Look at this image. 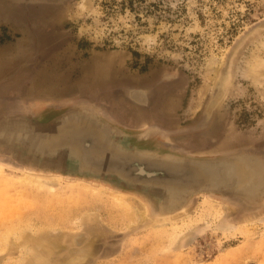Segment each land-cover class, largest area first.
I'll list each match as a JSON object with an SVG mask.
<instances>
[{"label":"rangeland","instance_id":"374dc122","mask_svg":"<svg viewBox=\"0 0 264 264\" xmlns=\"http://www.w3.org/2000/svg\"><path fill=\"white\" fill-rule=\"evenodd\" d=\"M83 1L0 13V264H264V184L199 180L173 205L166 182L110 164L264 170V0ZM41 171L61 181L23 177Z\"/></svg>","mask_w":264,"mask_h":264},{"label":"water","instance_id":"95a60500","mask_svg":"<svg viewBox=\"0 0 264 264\" xmlns=\"http://www.w3.org/2000/svg\"><path fill=\"white\" fill-rule=\"evenodd\" d=\"M64 0H13L8 2L7 0H0V13L5 11L20 10L23 4H37L47 2H61ZM13 5V6H12ZM43 5V4H40ZM19 7V8H18ZM131 96L136 101H146V97L142 91L132 90ZM88 140L87 138L83 139ZM80 155L84 163H91L93 159H96L95 150L91 147L78 146ZM110 164L113 168H117L121 172H131L137 178H145L154 176L156 179L162 180L168 184L172 192L175 188L177 194L173 193V198H182V188L188 187L192 182L204 180L206 183L211 185H219L223 182L231 179L235 175H239L244 180V187L242 189L247 193L251 194L255 190H258L264 184V170L259 162L252 160L247 157L239 156L233 159H225L220 162L212 164H197L190 167L183 166L180 163L165 162L163 164L148 162L145 160H135L132 165L127 164L122 160H111ZM151 168L152 173L149 175L147 172L141 170L145 167ZM242 167L243 170H239ZM160 168L163 170L165 176H158L154 174V169ZM148 171V172H149Z\"/></svg>","mask_w":264,"mask_h":264},{"label":"bare ground","instance_id":"6f19581e","mask_svg":"<svg viewBox=\"0 0 264 264\" xmlns=\"http://www.w3.org/2000/svg\"><path fill=\"white\" fill-rule=\"evenodd\" d=\"M82 5V8H88V7H90L91 6V0H84L83 1V3L81 4ZM233 56V55H232ZM216 63V62H215ZM214 63V64H215ZM257 65V64H256ZM233 71V70H232ZM235 71V70H234ZM233 73V72H232ZM230 74H231V70H230ZM233 75V74H232ZM231 77V76H230ZM233 77V76H232ZM231 87V86H230ZM127 90V89H126ZM134 90H137V89H135L134 88ZM138 90H139V88H138ZM226 90V89H225ZM128 91V90H127ZM131 94V93H130ZM145 94V93H144ZM226 94V93H225ZM146 95V94H145ZM223 97V96H222ZM225 98V97H224ZM146 101H147V98H146ZM223 101V100H222ZM140 102V101H139ZM77 103V102H76ZM141 103V102H140ZM75 104V103H74ZM139 104V103H138ZM98 105V104H97ZM100 105V104H99ZM18 108V107H17ZM22 111V110H21ZM40 116V115H39ZM203 116H204V114H203ZM43 117V116H42ZM106 118V117H105ZM106 120V119H105ZM110 120V119H109ZM44 121V120H43ZM47 121V120H46ZM114 122V121H113ZM115 125V124H114ZM143 127V126H142ZM145 127V126H144ZM147 127V126H146ZM136 130V129H135ZM181 130H182V128H181ZM175 131V130H174ZM180 131V130H179ZM136 138V137H135ZM174 138V137H173ZM166 139H168V138H166ZM165 139V140H166ZM171 139V138H170ZM169 139V140H170ZM179 139V138H178ZM150 140V139H149ZM143 141V140H142ZM132 143H134V142H132ZM260 146V145H259ZM164 148V147H163ZM167 151V150H166ZM228 152V151H227ZM231 152H233V151H231ZM187 154V153H186ZM205 154H207V153H205ZM13 164V163H12ZM22 164V163H21ZM26 166V165H25ZM145 167V166H144ZM34 169V168H33ZM37 169H38V167H37ZM238 169L239 170H243V168L242 167H239L238 166ZM149 170H151L152 171V169L151 168H147V167H145V168H143L141 171L142 172H147L149 175L152 173L151 171H149ZM29 171V170H28ZM149 171V172H148ZM42 173H38V172H36V173H33V175L34 174H38V175H43V174H45V173H48L49 171H41ZM45 172V173H44ZM64 172V171H63ZM156 173V174H155ZM0 174H1V172H0ZM62 174V173H61ZM70 174V173H69ZM78 174V173H77ZM154 174L155 175H158V176H165V174H164V172H163V170L161 171V169L160 168H156V169H154ZM33 175H27V174H24V176L23 177H25V179H27V180H30L31 182H35V183H37V184H41V186H48V187H54V186H56V184L58 183V182H60L61 180L58 178V176H60V174L59 173H48V175L47 176H50V178H52V182L51 183H48L47 181H45V180H42V179H40L39 177H33ZM152 175H153V173H152ZM59 179L60 181H56V179ZM95 178V177H94ZM89 179V178H88ZM64 180V179H63ZM109 180V179H108ZM107 180V181H108ZM29 181V182H30ZM56 181V183H54ZM81 182V181H80ZM84 184V183H83ZM86 184V183H85ZM116 184V183H115ZM75 185V184H74ZM73 185V186H74ZM77 185H78V182H77ZM81 185V184H80ZM117 185V184H116ZM88 186V185H87ZM70 187V186H69ZM78 187V186H77ZM85 187H86V185H85ZM105 187V186H104ZM58 188V187H57ZM74 188V187H73ZM81 188V187H80ZM121 188H123V187H121ZM79 189V188H78ZM92 189V188H91ZM124 189V188H123ZM131 189V188H130ZM129 189V190H130ZM50 190V189H49ZM114 190V189H113ZM116 190V189H115ZM72 191H74V190H72ZM66 192V191H65ZM83 192H84V190H83ZM82 192V193H83ZM92 192V191H91ZM135 192V191H134ZM214 192V191H213ZM127 194H128V192H126ZM150 193V192H149ZM173 193L174 194H177L178 192H176V190H175V188H174V190H173ZM241 195H244V196H246L247 195V193L243 190V189H240V192H239ZM53 194V193H52ZM80 194V193H79ZM84 194V193H83ZM119 194V193H118ZM129 194H131V193H129ZM193 194V193H192ZM217 194V193H216ZM70 195V194H69ZM82 195V194H81ZM100 195V194H99ZM110 195V194H109ZM132 195V194H131ZM142 195V194H141ZM154 195V194H153ZM198 195V194H197ZM226 195V194H225ZM76 196V195H75ZM83 196H85V195H83ZM118 196V195H117ZM116 196V197H117ZM124 196V195H123ZM200 196V195H199ZM203 196V195H202ZM81 197V196H80ZM136 197V196H135ZM201 197V196H200ZM59 198V197H58ZM65 198V197H64ZM64 198H62L63 199V201H64ZM85 198V197H84ZM114 197H112V199H113ZM210 198V197H209ZM60 199V198H59ZM66 199V198H65ZM78 199V198H77ZM128 199H131V197H130V195H128ZM127 199V200H128ZM207 199V198H206ZM227 199H229V197L227 198ZM87 200V199H86ZM85 200V201H86ZM93 200V199H92ZM126 200V201H127ZM209 200V199H208ZM223 200V199H222ZM236 200V199H235ZM79 201L80 202H83L82 200H80L79 199ZM88 201L90 202V200H89V198H88ZM225 201V200H224ZM88 202V203H89ZM179 202H180V200H179V198H176V200L174 201V203H173V205L175 204H179ZM198 202V201H197ZM234 202V201H233ZM73 203V202H72ZM225 203V202H224ZM71 204V203H70ZM93 205V204H92ZM105 205V204H104ZM173 205H169V206H167V207H169V208H171ZM190 205V204H189ZM70 206V205H69ZM91 206V205H90ZM112 206V205H111ZM146 206V205H145ZM148 206V205H147ZM73 207V206H72ZM86 207H88V206H86ZM125 207V206H124ZM196 207V206H195ZM237 207V206H236ZM1 208H5L4 206H2ZM186 208V207H185ZM217 208V207H216ZM244 208V207H243ZM8 209V206H7V208H5V209H3V211H4V213L6 212V211H8L7 210ZM87 209V208H86ZM107 209V208H106ZM111 209V208H110ZM112 209H113V207H112ZM191 209V208H190ZM194 209V208H193ZM6 210V211H5ZM14 210V209H13ZM15 210H17V212L18 213H20L21 211L19 210V209H15ZM73 210V209H72ZM3 211H2V213H3ZM117 211V210H116ZM181 211V210H180ZM183 211V210H182ZM16 212V211H15ZM119 212H121L120 210H119ZM118 212V213H119ZM207 212V211H206ZM206 212H204V213H206ZM18 213H15L14 214V216L16 215V214H18ZM65 214H66V212H64ZM112 213V212H111ZM110 213V214H111ZM122 213V212H121ZM145 211H143V210H140V209H137V208H135L134 209V214L137 216V219L138 220H143V218H144V216H145ZM175 213H177V212H175ZM131 214V213H130ZM151 214V213H150ZM223 214V213H222ZM244 214V213H243ZM251 214V213H250ZM254 214V213H253ZM148 215V214H147ZM172 215V214H171ZM181 215V214H180ZM245 215V214H244ZM246 215H247V213H246ZM245 215V216H246ZM122 216V215H121ZM175 216V215H174ZM224 216V215H223ZM17 217V216H16ZM109 217H110V215H109ZM115 217V216H114ZM132 217H133V215H132ZM177 217V216H176ZM122 218V217H121ZM172 218V217H171ZM21 219V218H20ZM19 219V220H20ZM133 219V218H132ZM149 219V218H148ZM147 219V220H148ZM174 219V218H173ZM17 220V219H16ZM118 220V219H117ZM137 220V221H138ZM159 220H160V218H159ZM176 220V219H175ZM254 220V219H253ZM110 221H112V220H110ZM127 221V220H126ZM247 221V220H246ZM20 222V221H19ZM123 222V221H122ZM252 222V221H251ZM5 223V222H4ZM3 223V224H4ZM48 223V222H47ZM160 223V222H159ZM43 224V223H42ZM249 224V223H248ZM17 225H18V223H17ZM154 225H156V224H154ZM222 227V226H221ZM235 227V225H230V227L229 228H225V229H227V230H231V229H233ZM15 229V228H14ZM139 230V229H138ZM148 232V231H147ZM154 232H155V230H154ZM82 233V232H81ZM77 235V234H76ZM83 236V235H82ZM84 237V236H83ZM76 239H78V238H76ZM38 240V239H37ZM43 242V244L44 245H41V243ZM42 242L41 243H37V242H34V243H31V245H32V249H36V250H49V251H52L51 250V246H52V243L50 242V238H48V239H46V240H42ZM82 242V241H81ZM131 242V241H130ZM144 243V242H143ZM134 244V243H133ZM35 246H37L36 248H34ZM41 246V247H40ZM168 246V245H167ZM39 247V248H38ZM174 247H176L175 246V244H174ZM182 249V248H181ZM181 256V255H180ZM177 257V256H176ZM42 258V257H41ZM178 258V257H177ZM183 258V257H182ZM170 259V258H169ZM174 259V258H173ZM173 259H172V261H173ZM175 261H178V260H175ZM174 261V262H175ZM4 263V262H3ZM169 263H170V261H169ZM173 263V262H172ZM179 263V262H178ZM139 264V263H138Z\"/></svg>","mask_w":264,"mask_h":264}]
</instances>
